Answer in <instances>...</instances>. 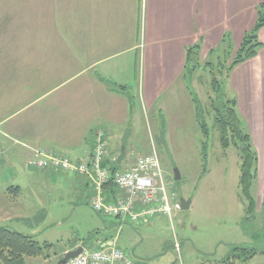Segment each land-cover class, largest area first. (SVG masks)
<instances>
[{
  "label": "rangeland",
  "instance_id": "374dc122",
  "mask_svg": "<svg viewBox=\"0 0 264 264\" xmlns=\"http://www.w3.org/2000/svg\"><path fill=\"white\" fill-rule=\"evenodd\" d=\"M59 1L0 0V83L5 82L15 69L18 71L26 65L29 68L27 63L30 59L40 66L39 59L43 55L40 46L48 48L47 52L51 53L55 48L75 46V0H67L63 6L58 4L51 9L50 3ZM55 13L61 14L62 19L53 21ZM52 31H57L59 35L54 36ZM223 41L206 53L198 41L199 59L192 62L193 66L198 63V67L194 77L189 79L209 136L206 138L201 133L191 98L189 103L186 100L174 101L175 95L170 89L158 102L146 100V97L143 107L141 104L139 108L138 103L132 102L129 130L125 131L123 143L120 142L119 148L113 151L117 156L121 147H125L126 157L116 165L121 167L127 165L125 163L131 164L129 159L151 151L153 145L170 184V192L179 201L190 200L187 209L172 211L171 220L160 215L136 224L128 217L98 214L88 203V190L82 186V190L75 189L73 177L60 173L65 171L46 169L56 174L47 173L48 177L38 174L31 178L33 173L38 172H29L20 159L4 158L0 162V226L6 225L40 243L52 245L49 251L46 250L47 259L28 258L27 264H56L63 251L74 244L91 250L98 247L95 241L111 238H115L116 245L128 254L134 264H264V212L256 210L253 217L247 219L245 202L238 187L240 163L237 150L230 146L222 151L213 113L208 108L212 74L206 63L219 60L217 57L222 55L221 49L227 45ZM141 43L139 37L133 54L141 53ZM30 45L33 47L30 50L25 48ZM15 47L18 50H11ZM231 47L234 51L237 49ZM3 51L16 52L9 55L20 58L22 64L19 62L18 67H14L11 60H4L6 53ZM224 59L227 60L225 63L230 61V58ZM218 69L217 66L213 72L221 84L220 90L233 97L226 92L229 73L223 70L218 74ZM145 73V86L141 78L136 90L141 99L142 90L149 96L151 89V78L147 76L149 70L146 68ZM156 81L159 84L162 79ZM11 83L7 80L5 95L2 96L3 90L0 93L2 116L28 101L22 103V98H13ZM165 103L169 104V108L164 106ZM202 146L206 149L205 153ZM175 168L180 174L179 179H174ZM65 177L69 179L65 180ZM256 183L252 193L259 202ZM10 184H18L22 189L19 204L8 203L4 198L3 192ZM89 194H92L91 191ZM9 210L20 212L21 219L1 223L4 212ZM235 248H253L256 254L246 262L226 263L236 253Z\"/></svg>",
  "mask_w": 264,
  "mask_h": 264
},
{
  "label": "crops",
  "instance_id": "0c3cea01",
  "mask_svg": "<svg viewBox=\"0 0 264 264\" xmlns=\"http://www.w3.org/2000/svg\"><path fill=\"white\" fill-rule=\"evenodd\" d=\"M66 2L50 3L51 9ZM261 2L264 0H75V46L55 48L53 54L40 46V66L30 59L29 68L15 69L5 78L12 82L13 98L28 101L8 115H0V162L4 158L20 159L29 172H38L30 173L31 178L38 174L48 177L47 173L56 172L27 166L34 148L44 147L79 161L90 156L93 135L102 131L108 149L105 164H116L118 155L113 151L129 130L132 102L143 107L146 97L158 102L171 89L174 101L189 103L193 84L184 76L188 50L193 48L195 57L198 41L206 53L224 39L237 48L253 27ZM57 19L62 15L55 13L53 21ZM52 33L59 35L57 31ZM139 37L142 51L138 55L132 51ZM258 40L264 43V26L258 31ZM31 45L25 48H33ZM4 53V60H11L14 67L22 64L20 58L9 55L16 52ZM69 54L72 58L67 57ZM145 68L149 70L151 89L149 96L143 89L141 99L136 90L141 78L145 86ZM156 79L162 81L158 84ZM6 81L0 83L2 96ZM226 92L236 100L237 112L257 155L256 210L264 212V45L252 58L232 68ZM164 106L169 108L168 103ZM130 160L133 164L135 158ZM43 171L46 173L41 174ZM60 173L73 177L75 189L83 187L93 192L84 178L72 172ZM21 191L20 185L10 184L4 198L19 204ZM13 211L4 212L1 223L20 220V212ZM78 246L74 244L63 252Z\"/></svg>",
  "mask_w": 264,
  "mask_h": 264
},
{
  "label": "built area",
  "instance_id": "2783aa9c",
  "mask_svg": "<svg viewBox=\"0 0 264 264\" xmlns=\"http://www.w3.org/2000/svg\"><path fill=\"white\" fill-rule=\"evenodd\" d=\"M92 152L87 159L71 161L69 158L47 148H34L27 161L29 168L36 170H60L72 172L84 178L93 191L91 208L98 214L124 218L138 224L156 215L172 218L173 210H180L175 194L163 174L156 150L139 155L133 164L121 169L105 164L108 149L104 133L93 135ZM112 185L114 191L106 189ZM98 241L97 248L83 249L65 264H134L115 241Z\"/></svg>",
  "mask_w": 264,
  "mask_h": 264
},
{
  "label": "trees",
  "instance_id": "16d2710c",
  "mask_svg": "<svg viewBox=\"0 0 264 264\" xmlns=\"http://www.w3.org/2000/svg\"><path fill=\"white\" fill-rule=\"evenodd\" d=\"M263 26L264 2H261L258 6L256 21L253 27L245 33L238 48L234 51L230 43H227L224 39L223 43H226L227 45L221 49L220 54L222 55L217 57L219 60L215 62L211 60L206 63L210 69V73L212 74L210 82L212 94L208 96V108L209 111L213 113L214 124L218 131V138L222 151L225 152V150H227L230 146H233L237 150L240 163L238 187L240 196L245 202V213L247 215V219H251L253 217L257 208L256 199L252 193V188L257 180V155L252 147L250 135L243 126L241 118L237 112L235 98L226 96L220 90L221 84L217 80L213 69L218 66V74L223 70L230 73L232 68L237 64L252 58L256 54L259 47L264 45V43H261L258 40V31ZM197 48L199 49V45H196L195 57L193 48H190L186 54V72L184 76L188 81L198 67V63H196L195 66L192 64L193 61L199 59V52ZM224 57L227 59L230 58V61L225 63L227 60H223ZM189 94L193 104H195L196 122L202 135L207 138L209 136V132L207 130L202 110L196 105L198 100L194 96L195 92L190 89ZM202 150L203 153H205L206 149L204 146H202ZM116 165L117 164H113L115 169L118 168ZM107 187L111 190V192L114 191L112 185L109 184ZM261 205L264 207V199ZM51 247V244L46 242L40 243L21 232L13 231L7 227H0V264H27L26 261L28 258L47 259L48 255L46 254V250L49 251ZM235 252V254L225 261L226 263H233L235 261L245 262L256 254V250L253 248H235Z\"/></svg>",
  "mask_w": 264,
  "mask_h": 264
},
{
  "label": "water",
  "instance_id": "95a60500",
  "mask_svg": "<svg viewBox=\"0 0 264 264\" xmlns=\"http://www.w3.org/2000/svg\"><path fill=\"white\" fill-rule=\"evenodd\" d=\"M126 155V149L124 146L121 147L120 153L118 154L117 158H116V163L117 164H121V162L123 161V159L125 158ZM174 179H179L180 178V174L178 172V170L175 168L174 169ZM190 204V200H185V199H181L180 200V206L181 209H187L189 207ZM113 241H109L108 244H111ZM83 250L82 246H78L75 249L69 250L67 252L64 253L63 257H61L56 264H65L66 261L70 258H73L75 256H77L79 253H81Z\"/></svg>",
  "mask_w": 264,
  "mask_h": 264
}]
</instances>
